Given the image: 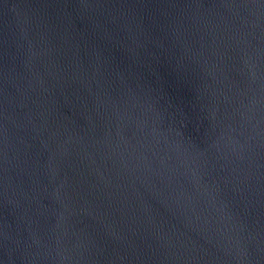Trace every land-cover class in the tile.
<instances>
[{"label":"water","instance_id":"water-1","mask_svg":"<svg viewBox=\"0 0 264 264\" xmlns=\"http://www.w3.org/2000/svg\"><path fill=\"white\" fill-rule=\"evenodd\" d=\"M0 264H264V0H0Z\"/></svg>","mask_w":264,"mask_h":264}]
</instances>
